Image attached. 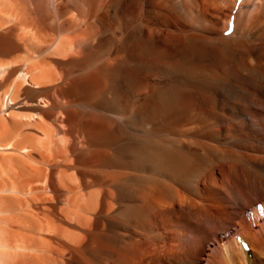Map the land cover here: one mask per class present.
I'll return each mask as SVG.
<instances>
[{
	"label": "bare ground",
	"instance_id": "bare-ground-1",
	"mask_svg": "<svg viewBox=\"0 0 264 264\" xmlns=\"http://www.w3.org/2000/svg\"><path fill=\"white\" fill-rule=\"evenodd\" d=\"M0 264H264V0H0Z\"/></svg>",
	"mask_w": 264,
	"mask_h": 264
},
{
	"label": "rangeland",
	"instance_id": "rangeland-1",
	"mask_svg": "<svg viewBox=\"0 0 264 264\" xmlns=\"http://www.w3.org/2000/svg\"><path fill=\"white\" fill-rule=\"evenodd\" d=\"M3 101H4V103H9V101H10L9 97L6 96Z\"/></svg>",
	"mask_w": 264,
	"mask_h": 264
}]
</instances>
